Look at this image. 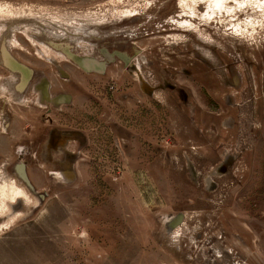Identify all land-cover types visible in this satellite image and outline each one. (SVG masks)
<instances>
[{"label": "rangeland", "instance_id": "374dc122", "mask_svg": "<svg viewBox=\"0 0 264 264\" xmlns=\"http://www.w3.org/2000/svg\"><path fill=\"white\" fill-rule=\"evenodd\" d=\"M209 1L0 0V264H264V0Z\"/></svg>", "mask_w": 264, "mask_h": 264}, {"label": "bare ground", "instance_id": "6f19581e", "mask_svg": "<svg viewBox=\"0 0 264 264\" xmlns=\"http://www.w3.org/2000/svg\"><path fill=\"white\" fill-rule=\"evenodd\" d=\"M225 2L226 0H210L209 8L212 9V7L215 6L224 7ZM127 13H129L131 16L132 14H134L132 10L127 11ZM181 23L188 24L190 23V21L184 20L181 21ZM8 191H12L13 193H8ZM27 197L28 192L25 190V187L19 185L15 179L11 180L10 182L3 183L2 185H0V213L5 212V209L10 205L8 202H6V200L14 203L19 198L26 199Z\"/></svg>", "mask_w": 264, "mask_h": 264}, {"label": "water", "instance_id": "95a60500", "mask_svg": "<svg viewBox=\"0 0 264 264\" xmlns=\"http://www.w3.org/2000/svg\"><path fill=\"white\" fill-rule=\"evenodd\" d=\"M87 64L91 67V68H97V69H103L104 67V63H101V62H98V61H93V60H86ZM99 63V64H97ZM21 67L20 69H23L25 72H27V74L29 75V69L27 67H24V66H21V64L19 63H16L15 65V68H18ZM29 77V76H28ZM27 77V78H28Z\"/></svg>", "mask_w": 264, "mask_h": 264}, {"label": "flooded vegetation", "instance_id": "af4514ba", "mask_svg": "<svg viewBox=\"0 0 264 264\" xmlns=\"http://www.w3.org/2000/svg\"><path fill=\"white\" fill-rule=\"evenodd\" d=\"M29 85V83H26L25 85H23V87L22 86H20V90L22 91L26 86H28ZM35 86H37V83L35 84ZM31 87H29V88H26V91H28V89H30ZM43 89L44 88H42V93H43ZM48 95H49V97H51L50 99L52 100L53 98H54V100H53V103L55 104H57V103H59L58 102V98H59V95L57 96V95H53V97L51 96V94H50V92H48ZM60 101V100H59Z\"/></svg>", "mask_w": 264, "mask_h": 264}]
</instances>
